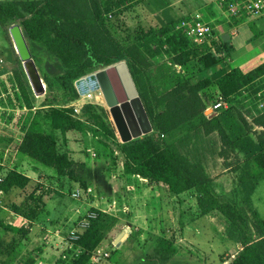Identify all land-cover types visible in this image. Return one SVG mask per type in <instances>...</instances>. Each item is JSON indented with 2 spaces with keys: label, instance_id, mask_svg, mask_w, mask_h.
Here are the masks:
<instances>
[{
  "label": "trees",
  "instance_id": "16d2710c",
  "mask_svg": "<svg viewBox=\"0 0 264 264\" xmlns=\"http://www.w3.org/2000/svg\"><path fill=\"white\" fill-rule=\"evenodd\" d=\"M136 2L141 1H0V26L8 28L20 24L32 54L38 47L58 61L62 72L55 79L70 94V99L63 104L49 102L27 119L26 131L18 151L35 163L55 170L58 176L68 177L86 187V180L76 171L77 164L71 159L70 153L61 151L59 147V138L67 142V134L75 131L84 136L90 134L95 140L98 153L111 159L115 165V151L109 142L117 141L118 133L109 114L99 111L93 105H87L82 115H78L74 107L69 106V102L73 103L80 97L75 86L77 80L124 61L154 131L159 135L117 144L125 159L122 164L125 175L142 178L150 184L165 185L172 196L186 192L194 194L199 216L213 212L221 214L229 222V237L241 246V251L228 264H264V218L255 210L247 212L246 208L234 200H223L202 163L191 161L174 142L167 140V136L175 135L176 130L187 122L200 115L207 117L204 112L208 104L202 92L211 87L213 81L210 75L205 74L227 66L232 59L233 48L223 40H213L210 45L191 44L184 33L172 27L157 33L150 31L149 38L143 34L132 44L123 45L105 25V16L114 12L115 8L122 9ZM234 25L238 23L233 21L228 26ZM164 48L168 49L178 66L187 68L196 63L199 74L192 77L174 75L172 87L159 94L148 73L151 66L149 59ZM34 61L38 69L41 68V60L34 57ZM26 76L22 69L16 73V80L24 104L32 110L33 101L24 84ZM263 76L264 63L246 73L235 68L219 77L214 85L229 105L218 116L206 120L202 125L204 135L218 134L222 144V158L228 157L229 151L244 155L242 166L235 170L241 169L240 187L243 188L246 202L264 179V110L253 117L251 123L233 102ZM43 80L48 88L54 86L51 77L45 75ZM84 167L82 164L81 168ZM2 172L0 167V174ZM29 182L30 178L14 170L5 175L1 189L4 192L16 187L24 189ZM31 198L36 204L35 208H28V213L16 205L12 207L14 213L22 215L29 222L37 218V208L41 202L34 195ZM95 211L98 212V218L92 221L77 242V248H81L82 253L71 264H89L90 253L99 246L108 220H112L101 211ZM9 233L25 236L27 231L6 223L0 216V264H36L35 256L21 263L20 246L16 241L10 243L5 239ZM177 254L174 243L163 237L155 247L156 257L150 259L148 264H169Z\"/></svg>",
  "mask_w": 264,
  "mask_h": 264
},
{
  "label": "rangeland",
  "instance_id": "374dc122",
  "mask_svg": "<svg viewBox=\"0 0 264 264\" xmlns=\"http://www.w3.org/2000/svg\"><path fill=\"white\" fill-rule=\"evenodd\" d=\"M140 1L135 4L130 3L126 6L127 8H115L114 12L105 16V25L112 36L123 45L132 44L143 34H147L149 38L150 31L157 33L166 27L176 28L183 21L192 25L191 19H196L197 14L208 23L214 20V30H217V33H213L209 38L211 40L208 42L209 45L213 40L226 41L224 39L238 35L240 27L249 22L258 25L260 30L257 33L258 36L264 35L263 17L253 21L246 20L230 28L229 32H225L223 29L226 26L225 23L230 25L229 21L232 18L226 16L225 10L218 4L220 0ZM217 11L223 17H218ZM10 27L0 26L2 52L4 57L14 64L11 72L0 79V160L4 164L0 167L3 169L2 175L15 170L30 176V182L26 188L16 187V190L3 199V205L7 208L6 212L4 211V216L7 218L3 219L16 228L27 231L25 236L18 233H9L5 236L6 241L10 243L16 241L20 246L21 263L26 258L35 256L36 264H71L82 253V249L69 250L64 238L89 210H109V207L113 210L105 215L112 220H108L101 243L93 253H90L89 264H148L150 259L156 257L155 247L163 237L171 240L178 250V254L169 264H224V262L228 264L237 256L241 246L229 237V222L218 212L200 217L194 194L186 192L179 196H172L165 185L157 184L154 185L163 187L162 190L156 187L157 191L155 189L152 191V189L149 190L150 184L147 180L125 175L122 166L125 159L117 146L122 142L117 131V141L109 142L115 151L117 159L115 165L111 159L98 153L94 145L95 140L90 134L84 136L73 131L67 134V142L59 138L60 150L70 153L71 159L77 164L76 171L86 180V187L68 177L58 176L55 170L35 163L19 153L18 146L25 134L27 119L49 102L63 104L70 99V94L55 79V76L62 72L58 61L36 47L32 56L33 59L38 57L41 60V68L38 69L40 75L42 79L45 75L51 77L54 86L48 88L44 82L45 92L42 95H36L26 76L24 84L34 107L31 110L24 104L16 73L25 69L14 50ZM188 41L193 44L191 40ZM149 60L151 66L148 73L154 89L159 94L172 87L174 75L192 77L199 74L196 63L187 67L190 69L176 65L167 48ZM216 72L215 70L208 75L205 74V76L210 75L213 81V85L202 92L208 106L217 103L220 97L223 98L214 85L219 78ZM4 73L5 71L1 72V74ZM86 77L88 76L83 78ZM249 90L247 95V90H244V93L242 92L233 103L252 123L253 117L264 110V76L259 78ZM69 103L78 115H82L87 105H93L99 111L107 112L112 119L100 90H90L80 94L77 101ZM224 109L226 106L210 117L200 115L194 118L176 130L175 135L167 136V140L174 142L191 161L202 163L206 173L213 180L216 192L223 200H234L246 208L247 212L251 213L255 210L264 218V179L259 182L250 200L246 202L243 188L240 187L242 185L241 169L235 170L236 167L242 166L244 155L229 151L228 157L222 158L220 156L222 144L218 134L208 136L203 134V123L218 116ZM256 129L260 131L259 128ZM155 135L158 134L153 131L142 138ZM82 164L85 165L83 169ZM78 187L92 188V192L86 193L80 201L74 200L71 194ZM149 191H152L153 195L148 194ZM32 195L36 199H41V202L38 204L37 218L29 222L22 215L14 213L12 207L16 205L23 212L28 213V208H35L36 204L31 198ZM196 226H199L197 228L201 230L198 235H196ZM123 235H127L126 238ZM106 253L107 257L104 256Z\"/></svg>",
  "mask_w": 264,
  "mask_h": 264
},
{
  "label": "water",
  "instance_id": "95a60500",
  "mask_svg": "<svg viewBox=\"0 0 264 264\" xmlns=\"http://www.w3.org/2000/svg\"><path fill=\"white\" fill-rule=\"evenodd\" d=\"M9 31L35 94L42 95L45 92L44 81L33 59L22 27L14 24ZM85 83L88 84L87 87H83ZM75 85L79 94H85L90 90L101 91L123 144L142 138L154 131L126 62L114 64L86 78H81L76 81ZM126 236L123 235L124 238Z\"/></svg>",
  "mask_w": 264,
  "mask_h": 264
},
{
  "label": "built area",
  "instance_id": "2783aa9c",
  "mask_svg": "<svg viewBox=\"0 0 264 264\" xmlns=\"http://www.w3.org/2000/svg\"><path fill=\"white\" fill-rule=\"evenodd\" d=\"M219 4L226 12V16L228 18H232L236 23H242L246 20H255L258 18H264V0H220ZM111 16V14L109 15ZM204 18L197 14L196 19H191L192 25L188 22L183 21L181 25H177L176 30L184 33L189 40L193 42L194 45H201L203 43H208L211 40L209 38L212 37V34L215 32L214 23H208L203 20ZM229 19V20H230ZM228 20V19H227ZM231 20V21H232ZM229 21V23H232ZM188 24V25H187ZM238 25H234L236 27ZM14 68V64L4 57V53L2 52V47L0 44V79L5 78L10 72L11 69ZM2 71H5L4 74H1ZM247 90L246 95L249 94L250 90ZM220 97V96H219ZM228 102L223 98H219L217 103L213 105H209L204 112V115L207 117L213 116L217 114L222 108L227 107ZM0 166H4L3 162L0 160ZM4 175L0 174V197L4 194L1 189V184L4 180ZM92 188H76L71 194L74 200L80 201L83 197H85L86 193H91ZM109 210L97 209L104 214H110L112 212V207H109ZM98 218V212L95 210H89L88 213L83 215V218L78 221V224L69 231L67 237H65L64 242L69 250H78L77 242L83 235V232H86L92 221ZM104 256H108V254H104Z\"/></svg>",
  "mask_w": 264,
  "mask_h": 264
},
{
  "label": "crops",
  "instance_id": "0c3cea01",
  "mask_svg": "<svg viewBox=\"0 0 264 264\" xmlns=\"http://www.w3.org/2000/svg\"><path fill=\"white\" fill-rule=\"evenodd\" d=\"M221 16H222V14L220 12H218V17H221ZM213 23H214V20H213ZM218 25H223V24H218ZM225 25H224L225 27L223 28L225 32H229V30H231L230 28L234 27V26H231V27L228 26L227 22L225 23ZM263 27H264V25H263ZM263 30H264V28H263ZM259 31L260 30H259V27L257 24H254V22H249V23L242 25L240 27V31H239L238 35L231 37V38L229 37L227 39H224V40H226L225 41L226 43H228L230 46H232V48H233L232 53L233 54H232V59L230 60V63L228 66L222 67V68L216 70L217 71L216 72L217 78L221 77L225 73H227L230 70L235 69V68H240L243 72L246 73V72L252 71L256 67H258L260 64L264 63V35L262 37L258 36L257 33ZM216 33H217V30H216ZM23 175H25V174H23ZM25 176L30 178L29 175H25ZM4 177H5V175H4ZM136 178L141 180L138 177H136ZM156 187L157 188L160 187L159 188L160 190H162V188H163L161 186L150 184L149 190L152 189V191H154V189H155L157 191ZM14 190H16V188H13L9 192L3 191L4 194L0 197V207H1L0 216L4 219L7 218V216H4V211L6 212L5 209H7V208L3 205V199L4 198L6 199L10 195V193L13 192ZM152 191H149L150 193H148V194H152L151 193ZM6 223H8V221H6ZM197 227H199V226H196V235H198V233L201 232V230H199ZM147 228L151 229V227H147ZM224 264H227V262H224Z\"/></svg>",
  "mask_w": 264,
  "mask_h": 264
},
{
  "label": "bare ground",
  "instance_id": "6f19581e",
  "mask_svg": "<svg viewBox=\"0 0 264 264\" xmlns=\"http://www.w3.org/2000/svg\"><path fill=\"white\" fill-rule=\"evenodd\" d=\"M88 86V84L87 83H85L84 85H83V87H87Z\"/></svg>",
  "mask_w": 264,
  "mask_h": 264
}]
</instances>
